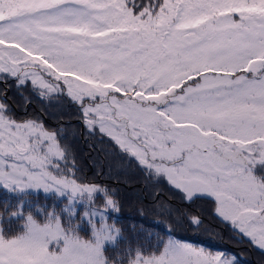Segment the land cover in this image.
<instances>
[{
	"label": "snow or ice",
	"instance_id": "1",
	"mask_svg": "<svg viewBox=\"0 0 264 264\" xmlns=\"http://www.w3.org/2000/svg\"><path fill=\"white\" fill-rule=\"evenodd\" d=\"M0 85L4 192L47 198L51 184L69 200L60 215L75 218L85 207L88 224L118 212L108 189L80 184L64 122L49 127L43 112L21 117L8 100L15 88L25 109L32 96L69 101L90 136L185 200L211 199L233 239L264 252V0H0ZM53 166L63 177L44 171ZM96 197H105L103 208ZM18 207L11 218H23L26 202ZM47 214L59 219L54 209ZM167 231L164 251L138 255L137 264H241L240 253ZM61 239L59 254L50 252ZM94 239L95 249L58 223L30 222L14 242L30 258L0 249V264H96L100 241L112 240L109 226Z\"/></svg>",
	"mask_w": 264,
	"mask_h": 264
},
{
	"label": "trees",
	"instance_id": "2",
	"mask_svg": "<svg viewBox=\"0 0 264 264\" xmlns=\"http://www.w3.org/2000/svg\"><path fill=\"white\" fill-rule=\"evenodd\" d=\"M3 87L0 85V89ZM22 91L26 96L30 95L27 89ZM8 100L21 117L25 111L28 116L43 112L44 119L52 128L63 121L64 142L70 145V152L79 169L76 173L79 182L97 183L109 190V197L116 202L118 212L106 218L117 233L115 246L108 242L102 248L106 264H137L138 255H159L169 241L168 226L174 240L194 245L205 243L210 248H227L241 254V264H264V252L246 241L242 243L233 239L235 233L231 227L214 215L211 199L187 201L165 181L157 182L155 177L149 178L135 162L114 152L106 140L101 143L98 135L90 136L77 123L76 109L69 101L47 105L32 96L31 105L25 109V102L15 88L8 92ZM13 192L9 190L6 193L0 189V217H3L0 226L4 237L22 234L26 229L24 222L28 215L39 222L48 221L50 216L47 213L54 209L59 217L57 220L66 232L88 240L92 238L90 224L81 220L86 212L85 207L79 208L75 218H69L60 215L69 200H59L55 193L48 194L46 198L43 192L39 195L35 192L10 194ZM18 201L26 202L23 218L13 219L11 217L19 212ZM104 202L105 197H96L94 207L103 208ZM37 209L45 214L37 215ZM190 216L201 217L203 223L193 227L188 221Z\"/></svg>",
	"mask_w": 264,
	"mask_h": 264
},
{
	"label": "rangeland",
	"instance_id": "3",
	"mask_svg": "<svg viewBox=\"0 0 264 264\" xmlns=\"http://www.w3.org/2000/svg\"><path fill=\"white\" fill-rule=\"evenodd\" d=\"M34 155H38V154H34ZM48 163L51 164L53 162L49 160ZM44 171H46L49 175L55 174V175L60 176V177H63V175H64V169H63L62 166H61V169L59 171H57V169H56L55 166H53L52 168H45ZM80 184L81 185H95V186L102 187L101 185H99L97 183H87V182H83V183H80ZM49 189H50L49 194H52V193L57 194L56 191H55V189H54V187L51 184L49 185ZM9 190H12L14 192H20L19 188H10ZM28 192H34V191L25 190L23 193H28ZM80 198H83L85 200V202H87V200H88V197L86 195L83 196V197H79V196L77 197V199H80ZM108 198H111V197H108ZM30 222H31V224L39 225V226H44V225H46L48 223H53V224H57L58 223V224H60L61 231L65 235H67V236H69V237H71V238H73L75 240H79L80 242H85V243L91 245V247L93 249H95L97 247L96 239H94V237H97L99 235V233H100L101 227L104 224H107L109 226V233L111 235L112 240L111 241H109V240H101L100 241V246H99V249H98V254L95 257L96 264H106L104 255L102 253V248L104 247V244L105 243H108V242L111 243L112 241L115 240V238L117 236L116 231L113 230V227L111 225H109V223L106 221V219L104 221H100V222L93 221L90 224L91 230H92V232H91L92 238L90 240H88V239H85V238H82V237H79V236H76L74 234H70V233L66 232V230L62 227L61 223L58 220H51V219H49L46 222H39L32 215H28L26 217L25 222H24L26 229H25V231L22 234H19V235L15 236V237L7 238V237H4L3 234H1V232H0V249L4 250L6 252H8L9 250H11L10 251V254L13 257H16V258H19V259L30 258V257H27L26 254H25V256H18V251L19 250H18V248L16 247V245L14 243L15 241H18L19 239L27 236V234H28V226H29V223ZM0 228H1V226H0ZM63 246L64 245H63V240L62 239L59 240V241L52 240L50 242L49 251L52 252V253L59 254V252L63 248Z\"/></svg>",
	"mask_w": 264,
	"mask_h": 264
}]
</instances>
